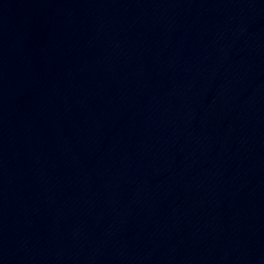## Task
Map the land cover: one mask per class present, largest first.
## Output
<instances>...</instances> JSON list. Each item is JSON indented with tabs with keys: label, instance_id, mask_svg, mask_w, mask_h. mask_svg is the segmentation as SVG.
Masks as SVG:
<instances>
[{
	"label": "water",
	"instance_id": "1",
	"mask_svg": "<svg viewBox=\"0 0 264 264\" xmlns=\"http://www.w3.org/2000/svg\"><path fill=\"white\" fill-rule=\"evenodd\" d=\"M0 264H264V0H0Z\"/></svg>",
	"mask_w": 264,
	"mask_h": 264
}]
</instances>
